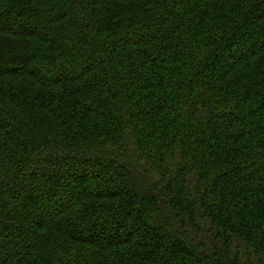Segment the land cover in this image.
Instances as JSON below:
<instances>
[{
  "label": "trees",
  "instance_id": "obj_1",
  "mask_svg": "<svg viewBox=\"0 0 264 264\" xmlns=\"http://www.w3.org/2000/svg\"><path fill=\"white\" fill-rule=\"evenodd\" d=\"M0 264H264V0H0Z\"/></svg>",
  "mask_w": 264,
  "mask_h": 264
},
{
  "label": "rangeland",
  "instance_id": "obj_2",
  "mask_svg": "<svg viewBox=\"0 0 264 264\" xmlns=\"http://www.w3.org/2000/svg\"><path fill=\"white\" fill-rule=\"evenodd\" d=\"M100 37H102L101 35H99V37L98 38H100Z\"/></svg>",
  "mask_w": 264,
  "mask_h": 264
}]
</instances>
